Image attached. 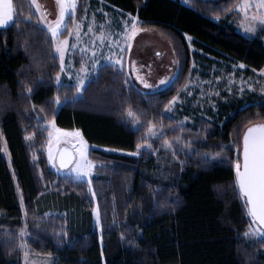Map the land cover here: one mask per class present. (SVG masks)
Masks as SVG:
<instances>
[{
    "label": "trees",
    "instance_id": "trees-1",
    "mask_svg": "<svg viewBox=\"0 0 264 264\" xmlns=\"http://www.w3.org/2000/svg\"><path fill=\"white\" fill-rule=\"evenodd\" d=\"M240 1L92 0L162 36L178 71L164 90L144 94L106 64L79 95L73 81L58 83L62 65L33 5L12 0L15 19L0 29V264H21L22 242L55 264H264V237L247 234L255 224L237 183L242 135L264 123V101L218 102L189 125L165 112L197 73L195 61H234L247 75L264 69L261 37L229 24ZM77 3L60 37L82 18L84 0ZM79 61L76 55L78 68ZM51 122L77 130L88 144L96 165L91 183L48 166ZM151 126L162 129L154 139Z\"/></svg>",
    "mask_w": 264,
    "mask_h": 264
},
{
    "label": "rangeland",
    "instance_id": "rangeland-1",
    "mask_svg": "<svg viewBox=\"0 0 264 264\" xmlns=\"http://www.w3.org/2000/svg\"><path fill=\"white\" fill-rule=\"evenodd\" d=\"M29 1L34 7L40 26L49 32L54 42V51L62 65V75L58 78V83L65 79L73 81L79 95L99 68L106 64L125 71L130 82L144 94L164 90L177 76V59L172 46L157 33L142 30L138 17L131 14L124 16L116 9L111 12L105 9L103 3L95 5L92 0H84L82 18L73 24L71 34L63 38L60 35L66 29L69 16L75 14L78 0ZM178 1L182 5L191 6L193 0ZM229 24L241 35L250 39L261 37L264 42V0H241L233 10ZM186 38L191 51H196L191 45L193 39L189 36ZM76 55L80 57V68L75 62ZM207 58V62L202 60L201 65L196 61L193 63L192 69L197 73L192 74L187 86L165 110L180 125L193 124L195 117L206 115L218 102L235 98L243 101H264V69L247 75V66L241 63L217 60L212 56ZM48 126L50 132L45 150L50 169L60 177L91 183L96 176V165L89 159V146L83 142L80 132L58 129L54 122ZM161 133L162 129L151 126L149 138L154 139ZM27 141L32 142L33 136H28ZM64 143L79 145L77 153H74V165L68 171L60 172L57 155ZM2 147L4 156L10 162L5 142ZM151 147V143H148L140 147L139 151ZM172 147V142L167 140L164 150L172 153L174 159ZM132 155L137 156L138 153ZM33 158L37 160L35 156ZM93 214L94 224L100 229L97 208ZM254 224L247 234L264 237V232ZM26 234L27 229L21 234L23 240ZM21 248V264H55L53 257L29 252L25 242H22Z\"/></svg>",
    "mask_w": 264,
    "mask_h": 264
},
{
    "label": "water",
    "instance_id": "water-1",
    "mask_svg": "<svg viewBox=\"0 0 264 264\" xmlns=\"http://www.w3.org/2000/svg\"><path fill=\"white\" fill-rule=\"evenodd\" d=\"M237 183L249 209L250 219L264 232V123L253 124L242 135ZM76 144L61 147L57 155L60 171L71 169Z\"/></svg>",
    "mask_w": 264,
    "mask_h": 264
},
{
    "label": "crops",
    "instance_id": "crops-1",
    "mask_svg": "<svg viewBox=\"0 0 264 264\" xmlns=\"http://www.w3.org/2000/svg\"><path fill=\"white\" fill-rule=\"evenodd\" d=\"M14 19H15L14 18V7L12 6V0H0V29H4V28L9 27V25H11L13 23ZM115 41H117V39H115ZM86 83H87V81H86ZM64 144H72V143H64ZM77 145H79V144H76V149L73 150L75 154L77 153V149H78ZM60 172H62V171H60Z\"/></svg>",
    "mask_w": 264,
    "mask_h": 264
}]
</instances>
